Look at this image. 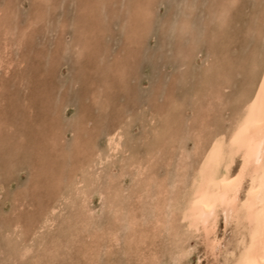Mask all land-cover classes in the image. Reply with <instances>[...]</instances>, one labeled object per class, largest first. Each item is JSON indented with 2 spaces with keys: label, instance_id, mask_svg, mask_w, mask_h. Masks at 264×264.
<instances>
[{
  "label": "rangeland",
  "instance_id": "1",
  "mask_svg": "<svg viewBox=\"0 0 264 264\" xmlns=\"http://www.w3.org/2000/svg\"><path fill=\"white\" fill-rule=\"evenodd\" d=\"M3 6L14 15L0 23V264H139L149 246L127 250L123 227L109 249L108 229L140 204L135 192L150 172L173 179L196 130L209 139L231 128L264 72V0ZM198 160L192 153L190 168ZM52 205L54 220L42 223ZM218 234L217 258L200 236H188L182 259L170 236L159 238L156 264H223L232 224L220 218Z\"/></svg>",
  "mask_w": 264,
  "mask_h": 264
},
{
  "label": "bare ground",
  "instance_id": "2",
  "mask_svg": "<svg viewBox=\"0 0 264 264\" xmlns=\"http://www.w3.org/2000/svg\"><path fill=\"white\" fill-rule=\"evenodd\" d=\"M9 6L0 8V23L3 22L7 28L11 25L7 22L9 15H14L12 8L8 13ZM131 23L134 25L135 22ZM21 39L18 37L19 43ZM259 78L256 88L253 86V92L244 100L228 131H211L214 134L211 133L209 139L204 138L200 130L195 131L192 151L181 148L175 159L173 179L150 172L142 187L135 192L140 204L130 205L117 224H110L107 248L110 249L114 242L118 244L124 227L127 250L141 252L139 246H149L147 249L151 257L148 259L149 256L144 254L138 256L139 264H156V242L168 236L173 246L172 253L179 259L192 252L188 236L196 235L204 242L205 252L208 253L205 254L217 258L222 240L218 224L222 218L224 228L232 224L234 234L232 247L224 253L223 264H264V72ZM120 128L117 126L109 133L112 151L120 145ZM192 153L199 156V160L190 168ZM171 159L172 156L166 158L169 162ZM236 159L239 165L232 171ZM89 163L87 167L91 166ZM147 165L148 162L140 160L137 174H146L150 169ZM54 211V205L47 209L41 216L42 223L52 222Z\"/></svg>",
  "mask_w": 264,
  "mask_h": 264
}]
</instances>
